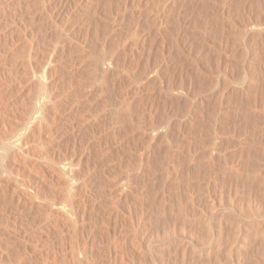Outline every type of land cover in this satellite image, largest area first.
<instances>
[{
    "label": "rangeland",
    "instance_id": "1",
    "mask_svg": "<svg viewBox=\"0 0 264 264\" xmlns=\"http://www.w3.org/2000/svg\"><path fill=\"white\" fill-rule=\"evenodd\" d=\"M38 74L59 105L16 171L61 204L45 157L63 154L97 203L81 230L0 186V264H71L79 246L94 264H264V0H0V132H22Z\"/></svg>",
    "mask_w": 264,
    "mask_h": 264
},
{
    "label": "bare ground",
    "instance_id": "2",
    "mask_svg": "<svg viewBox=\"0 0 264 264\" xmlns=\"http://www.w3.org/2000/svg\"><path fill=\"white\" fill-rule=\"evenodd\" d=\"M103 54V53H102ZM37 55V54H36ZM105 55L106 54H104V57H101L100 56V58L99 59H97V60H95V61H97L95 64H97V65H94L95 66V68H97L96 69V74L98 75L97 77L100 79H102V78H104L105 77V73H107L106 72V69H107V67L105 66V65H107L106 64V62L108 63V59H105ZM96 56V55H95ZM108 56V55H107ZM97 58V57H96ZM44 60V59H43ZM92 60V59H91ZM110 61V60H109ZM111 62V61H110ZM43 63V62H42ZM41 63V64H42ZM51 64V63H50ZM92 64H93V62H92ZM110 64V63H109ZM50 66V65H49ZM97 66V67H96ZM44 67H46V66H44ZM31 68V67H30ZM94 68V67H93ZM94 68V69H95ZM45 69V68H44ZM93 70V69H92ZM43 71V70H42ZM129 71V70H128ZM34 72V71H33ZM47 72V71H46ZM110 72V71H109ZM31 74V73H30ZM95 74V73H94ZM109 74V73H108ZM34 75V74H33ZM35 75H37V73L35 74ZM100 75V76H99ZM47 76V75H46ZM93 76V75H92ZM107 76V75H106ZM31 77V76H30ZM94 77V76H93ZM33 78H36V79H34V80H36L35 82H37L36 84H38V87H37V89L39 88V90H37L36 89V92L37 93H34V95H33V97H32V101H31V108H30V111H28L27 113H28V115H27V117H26V119L24 118V122L22 121L21 122V124L23 123V127L19 124V126L20 127H18V128H21L22 130V132L20 133V131H19V133L17 132V130H15L14 132L15 133H18V135L17 134H13V133H9V134H6V133H8V132H6V133H3V132H5V131H1L0 132V186L4 189H0L1 190V192H2V190H3V192L5 191V192H7V189L8 190H10V191H12L11 193H14V196L12 197V199L13 198H17V200H21V201H24V202H26V203H30V204H34V203H36V204H38L40 207L42 206V208H45V210L48 212V214H49V216L51 217L52 216V221H53V223L55 224V220H58V221H62V222H60V223H64V222H69V223H71L73 226H74V228L75 227H77V223H78V220L80 219L79 218V215H80V207H85L86 206V200L88 199V200H90L91 198L90 197H92V193H91V191H92V189H91V191L89 190L90 188H92V187H88L89 185L87 184V181H88V179H87V177H89V175H84L85 173H87V172H82L83 171V169H82V171L80 170L81 168H79V166L78 165H76L77 163H76V161L72 164V163H69V164H67L66 162H68V161H65V160H63V159H65V158H63L62 159V161H65V163H62V161H61V158L60 157H63L64 155L62 154V156L61 155H59L58 157L60 158H58L57 157V152H56V156H52V155H49V156H47V157H45V156H43V158L45 157L46 159H47V166L46 167H48V171H45V173L46 172H48V173H51L50 174V176L53 178V180L51 181V182H54V184L53 183H51V182H49V183H51V184H53V188L55 189H53L52 188V186H51V189L50 190H54V191H56L55 193H62V195H64L63 197L62 196H60L59 197V200H62V201H60L61 202V204H59L58 202V198H56L52 193H51V195H48L47 194V196H45V195H43L42 194V192L44 191H40L41 189H43L42 187H41V189L39 190V189H37V187H40L41 186V184H43L41 181V184H40V182L38 181V183L40 184V186L38 185L36 188L34 187V188H32L31 186H32V184L30 185L29 184V182L30 181H28V179H27V177H23V176H20V175H18V173H17V171H16V168H15V166H16V164L15 163H17L18 161H22V163H25V162H23V161H25V160H28L29 158H32L33 156H35L34 155V153L35 152H33L34 151V149H33V151H32V149H31V146H30V149L28 148L29 146H28V144L30 143V140L32 141L33 140V138H34V136L35 137H37L38 136V134H39V136H38V138L37 139H35L34 138V140H40V141H43L44 140V142H45V140H46V138H45V136L44 135H40V133H39V131L41 132V130H43L44 129V123L47 121L48 122V120H49V115H50V109H53V108H55V106H53L57 101L55 100L56 98L58 99V97L56 96L57 94H55V92L53 93V87H51V84H50V82L51 81H48V79H46V77H45V75L43 74V75H40V74H38V76H36V77H33ZM30 79V78H29ZM28 79V80H29ZM96 80H97V78H95ZM94 79V80H95ZM49 80H51V79H49ZM103 80H105V79H103ZM33 81V80H32ZM101 81V80H100ZM107 81V80H106ZM106 81H105V83H106ZM35 82L33 81V85H35ZM94 82V81H93ZM92 82V83H93ZM98 82H99V80H98ZM31 83V82H30ZM104 83V84H105ZM95 84H97V81H96V83ZM101 84V83H100ZM108 84V83H107ZM97 85H99V84H97ZM37 86V85H36ZM36 86H35V88H36ZM92 86V85H91ZM104 86V85H103ZM92 88V87H91ZM34 90V89H33ZM33 90H32V92H33ZM56 90V89H55ZM30 91V90H29ZM33 94V93H32ZM54 94H55V98H54ZM32 96V95H31ZM59 96V95H58ZM61 99V98H60ZM31 100V99H30ZM96 100V99H95ZM59 103V102H58ZM58 103H56V104H58ZM104 104V103H103ZM112 104V103H111ZM59 105V104H58ZM115 105V104H114ZM122 105V104H121ZM30 106V105H29ZM51 106H53V108L51 107ZM51 107V108H50ZM110 108V107H109ZM28 109V108H27ZM56 109V108H55ZM58 109H59V106H58ZM20 110V109H19ZM18 110V111H19ZM57 110V109H56ZM60 110V109H59ZM21 111V110H20ZM24 112V111H23ZM23 112H22V114H23ZM86 112V111H85ZM113 112V111H112ZM26 113V114H27ZM116 113V112H115ZM118 113V112H117ZM52 114V113H51ZM19 115V114H18ZM53 115V114H52ZM55 115V114H54ZM98 115V114H97ZM111 115V114H110ZM113 115V114H112ZM20 116V115H19ZM88 116V115H87ZM22 117V116H21ZM21 117H20V119H21ZM53 117V116H52ZM51 118V117H50ZM85 118V117H84ZM87 118V117H86ZM89 118H90V116H89ZM93 118V117H92ZM113 118V117H112ZM19 119V120H20ZM123 119V118H122ZM22 120V119H21ZM76 120V119H75ZM118 120V119H117ZM87 121V120H86ZM85 121V122H86ZM20 122V121H19ZM53 122V121H52ZM84 122V123H85ZM120 123V122H119ZM46 124V123H45ZM51 124V123H50ZM86 125V124H85ZM17 126V125H16ZM44 126V127H43ZM43 127V128H42ZM48 127V126H47ZM3 128H4V126H3ZM50 128V127H49ZM5 129V128H4ZM52 129V128H51ZM7 130V129H6ZM20 130V129H19ZM11 131V130H10ZM88 131V130H87ZM37 132H38V134H37ZM43 132V131H42ZM45 132V131H44ZM48 132H50V131H48ZM47 133V132H46ZM46 135V134H45ZM159 135V134H158ZM44 136V138H42V139H40V137H43ZM52 136V135H51ZM49 138V137H48ZM154 138V137H153ZM152 138V139H153ZM155 139V138H154ZM38 140V141H39ZM48 141H49V139H47ZM51 141H53L52 139H51ZM33 142V141H32ZM31 142V143H32ZM35 142V144L37 143L36 141H34ZM33 142V143H34ZM42 143V142H41ZM35 144L33 145L34 147H36L35 146ZM38 144V143H37ZM36 144V145H37ZM39 145H41V147H43V146H45L44 148H41L40 146V148L41 149H45V152H46V154H47V151H46V145L45 144H40V142H39ZM38 146V145H37ZM39 147H38V149H39ZM48 147H49V145H48ZM89 148V147H88ZM50 150V149H49ZM35 151H37V148H36V150ZM40 151V150H39ZM39 151H37V154H38V152ZM43 151V150H42ZM52 151H54V150H52ZM45 152H44V154H45ZM50 151H48V153H49ZM59 152V151H58ZM40 154H41V156L40 157H42V155H44L43 153H41V152H39ZM51 153V152H50ZM55 153V152H54ZM36 154V153H35ZM48 155V154H47ZM40 157H38V158H40ZM37 160H38V158H37V156L35 157ZM44 158V159H45ZM79 158H80V156H79ZM41 159V158H40ZM39 159V160H40ZM32 160V159H31ZM31 160H29V161H31ZM37 160H35L36 162H37ZM38 160V161H39ZM29 161H28V163H29ZM45 161V160H44ZM72 161V160H71ZM70 161V162H71ZM40 162V161H39ZM38 162V163H39ZM19 163V162H18ZM17 163V164H18ZM38 163H36V165L38 164ZM76 163V164H75ZM81 163V162H80ZM141 163V162H140ZM20 164V163H19ZM26 164H27V162H26ZM40 164V163H39ZM75 164V165H74ZM25 165V164H24ZM27 165H29V164H27ZM26 165V166H27ZM36 165H34V166H36ZM45 162H44V169L43 170H46L45 169ZM20 166V165H19ZM19 166L17 165V167L19 168ZM38 166H41V165H38ZM88 166V165H87ZM25 167V166H24ZM31 167H33V165L31 166V164H30V168ZM43 167V166H42ZM42 167H41V169H42ZM17 168V169H18ZM27 168H29V166L27 167ZM26 168V169H27ZM85 168V167H84ZM89 168V167H88ZM34 169V168H33ZM33 169H31V170H33ZM36 169V168H35ZM90 169V168H89ZM22 171L24 170V169H21ZM40 170V169H39ZM38 170V172H40ZM87 170V169H86ZM128 170V169H127ZM34 171V170H33ZM42 171V170H41ZM84 171H85V169H84ZM94 171V170H93ZM19 172V171H18ZM21 172V171H20ZM35 172V171H34ZM143 172V171H142ZM41 173H43V172H40V174ZM90 173V171L87 173V174H89ZM93 173V172H92ZM129 173V172H128ZM28 174H30V173H28ZM44 174V173H43ZM96 174H97V172H96ZM126 174V173H125ZM23 175H24V173H23ZM45 175H48L47 173L45 174ZM100 175V174H99ZM121 175V174H120ZM24 176H26V175H24ZM32 176V175H31ZM30 176V177H31ZM40 176V175H39ZM87 176V177H86ZM92 176H94V175H92ZM92 176H90L89 178H90V180H91V177ZM98 176V175H97ZM123 176V175H122ZM128 176V175H127ZM34 177H35V175H34ZM42 177V176H41ZM49 177V176H48ZM47 177V178H48ZM50 177V179H52ZM113 177V176H112ZM117 177V176H116ZM116 177H115V179H116ZM43 178H45L44 176H43ZM102 178V177H101ZM118 178V177H117ZM130 178V177H129ZM27 179V180H26ZM31 179H33V177L31 178ZM30 179V180H31ZM38 180H40V178H37ZM37 179H36V181H34L35 183L37 182ZM97 180L99 179V178H96ZM113 178H111L110 180H112ZM115 179H114V181H115ZM128 179V178H127ZM33 180H35V179H33ZM32 180V181H33ZM42 180V179H41ZM44 180V179H43ZM45 180H46V178H45ZM49 180V179H48ZM109 180V179H108ZM107 180V181H108ZM121 180H123V179H121ZM124 180H125V178H124ZM123 180V182L122 183H120V181L118 182L119 184V189H120V191H122V192H127V190H128V187H129V185H128V182H129V184H130V181L131 180H128V182H127V180L126 181H124ZM11 181H12V183H11ZM14 181V182H13ZM92 181V180H91ZM96 181V180H95ZM102 181V180H101ZM118 181V179L116 180V182ZM33 182V184H35ZM46 182V181H45ZM88 182H90V181H88ZM46 183H48V182H46ZM98 183V182H97ZM100 183V182H99ZM110 183V182H109ZM90 185H91V183H89ZM94 184V183H93ZM92 184V185H93ZM112 184H113V182H112ZM111 183H110V186L112 185ZM36 185H37V183H36ZM35 185V186H36ZM98 185V184H97ZM96 185V186H97ZM108 185V184H107ZM130 185H132V184H130ZM49 186V185H48ZM106 186V185H105ZM104 186V187H105ZM115 186L116 185H114L113 184V186H111V187H113V188H111V189H114L115 188ZM116 186V187H117ZM45 188L47 187V186H44ZM103 187V188H104ZM117 187V188H118ZM44 188V189H45ZM89 188V189H88ZM94 188V187H93ZM102 188V189H103ZM108 188V187H107ZM110 188V187H109ZM130 188V187H129ZM110 189V190H111ZM131 189V188H130ZM132 190V189H131ZM46 191V190H45ZM48 191V190H47ZM97 191V190H96ZM99 191V190H98ZM112 191V190H111ZM0 192V193H1ZM93 192V191H92ZM95 192V191H94ZM102 192V191H101ZM110 192V191H109ZM129 192H130V190H129ZM132 192V191H131ZM96 193V192H95ZM111 193V192H110ZM6 194V193H5ZM10 194V193H9ZM16 194V195H15ZM49 194H50V191H49ZM103 194V193H102ZM128 193H125V194H123L124 196L125 195H127ZM59 195V194H58ZM113 195H116V193L114 194L113 193ZM8 196V195H7ZM7 196H4V197H7ZM10 196V195H9ZM97 197H98V195H96ZM111 196V195H110ZM119 196H121L120 195V193H119ZM3 197V196H2ZM95 197V196H94ZM97 197H95L96 198V200H97ZM99 197H102V195H100ZM105 197V196H104ZM103 197V198H104ZM130 197V196H129ZM10 198H11V196H10ZM9 198V199H10ZM60 198H64V199H60ZM90 198V199H89ZM108 198V197H107ZM112 198H113V196H112ZM117 198V197H116ZM8 199V200H9ZM12 199H10L9 201H11ZM118 199H119V197H118ZM125 199V198H124ZM6 200V199H5ZM7 200V201H8ZM110 200H111V198H110ZM113 200V199H112ZM111 200V201H112ZM116 200V199H115ZM114 200V201H115ZM13 201V200H12ZM11 201V202H12ZM91 201H93V200H90V204H91ZM95 201V200H94ZM93 201V203H95ZM98 201V200H97ZM108 202L107 203H109V200H107ZM6 202V201H5ZM17 202H19V201H17ZM16 202V203H17ZM21 203V204H24L25 205V207H27L28 208V205L26 206V203ZM127 202H128V199H127ZM8 203V202H7ZM28 203V204H29ZM89 203V202H88ZM87 203V204H88ZM97 203V202H96ZM102 203V202H101ZM105 203V202H104ZM19 204V203H18ZM29 204V206H31ZM98 204H99V202H98ZM106 204V203H105ZM114 204V203H113ZM8 205V204H7ZM37 205V206H38ZM95 205V204H94ZM116 205V204H115ZM119 205V204H118ZM6 206V205H5ZM17 206V205H16ZM34 206V205H33ZM90 206V205H89ZM88 205H87V208L86 209H88V207H89ZM92 206H93V204H92ZM92 206H90V207H92ZM101 206V205H100ZM39 207V208H40ZM103 207V206H102ZM110 207V206H109ZM112 207V206H111ZM117 207V206H116ZM118 207H120V206H118ZM7 208V207H6ZM23 208V207H22ZM29 208H32V207H29ZM35 208V207H34ZM34 208H32V209H34ZM38 208V207H37ZM37 208H36V210H37ZM41 208V209H42ZM94 208V207H93ZM100 208V207H99ZM115 208V207H114ZM41 209H38V210H41ZM85 208H83V209H81V211L82 210H84ZM104 209V208H103ZM111 209V208H110ZM120 209V208H119ZM118 209V210H119ZM27 210V209H26ZM101 210V209H100ZM105 210V209H104ZM32 211H34V210H32ZM42 211V210H41ZM96 211V210H95ZM29 212V211H28ZM43 212V211H42ZM46 212V213H47ZM93 212V211H92ZM109 212V211H108ZM113 212V211H112ZM119 212V211H118ZM45 213V212H44ZM85 214H83L82 216L84 217V215L86 216V213L87 212H84ZM120 213V212H119ZM32 214V213H31ZM41 214V213H40ZM82 214V213H81ZM90 214V213H89ZM92 214V213H91ZM90 214V215H91ZM100 214V213H99ZM102 214H104V213H102ZM109 214V213H108ZM111 214V213H110ZM44 215V214H43ZM81 216V217H82ZM108 216V215H107ZM54 217V218H53ZM82 217V218H83ZM114 217H116V216H114ZM114 217H113V219H114ZM86 218V217H85ZM106 218V217H105ZM111 218V217H110ZM44 219H45V217H44ZM53 219H55V220H53ZM87 219V218H86ZM86 219H82L83 221L84 220H86ZM48 220H49V218H48ZM108 220V219H107ZM55 221V222H54ZM57 221V222H58ZM80 221V220H79ZM83 221H80V222H83ZM104 221V220H103ZM86 222V221H85ZM84 222V223H85ZM49 223V222H48ZM57 224V223H56ZM65 224V223H64ZM64 224H60L59 225V223L57 224L58 225V227L60 226V227H66ZM83 224V223H82ZM88 224V223H87ZM108 224V223H107ZM56 225V226H57ZM63 225V226H62ZM67 225H69V224H67ZM70 226V225H69ZM85 226V225H84ZM49 227V226H48ZM71 227V226H70ZM78 227H79V225H78ZM80 227H83V226H81V224H80ZM79 227V228H80ZM137 227V226H136ZM50 228V227H49ZM67 228H69V227H67ZM85 228V227H84ZM89 228V227H88ZM95 228V227H94ZM54 229V228H53ZM70 230H71V228H69ZM69 229L67 230V232L69 231ZM81 229V228H80ZM134 229V228H133ZM46 230V229H45ZM55 230L56 231H58L57 230V228H55ZM61 230H62V228H61ZM81 230H83V229H81ZM58 232H60V231H58ZM62 233H63V230L61 231ZM64 232H65V229H64ZM71 232V231H70ZM75 232H76V230H75ZM77 232H78V230H77ZM81 232V231H80ZM84 232V231H83ZM139 232H140V230H139ZM139 232H137V234L139 233ZM69 233V232H68ZM72 233V232H71ZM70 233V234H71ZM95 233V232H94ZM66 234V233H65ZM73 234H74V232H73ZM77 234V233H76ZM76 234H74V235H76ZM136 235V234H135ZM77 236V235H76ZM134 236V235H133ZM139 236V235H138ZM137 236V237H138ZM145 236V235H144ZM67 237V236H66ZM89 237V236H88ZM142 236H140V238H141ZM139 238V237H138ZM62 239H64V238H62ZM67 239V238H66ZM74 239V238H73ZM78 239V238H77ZM76 239V240H77ZM87 239V238H86ZM89 239H91V241H92V238H89ZM93 239H95L94 237H93ZM157 240V239H156ZM156 240L155 241H153V239L152 240H149L148 241V243H147V245H146V247L147 248H150L152 245L154 246V244L156 243ZM78 241V240H77ZM90 241V242H91ZM94 241V240H93ZM92 241V242H93ZM123 241V240H122ZM135 241H136V239H135ZM134 241V242H135ZM140 241V244H139V251H142V254H143V250H141L142 248H145V243H143V241L144 240H142V238H141V240H139ZM65 242V241H64ZM76 242V241H75ZM79 242V241H78ZM115 242V241H114ZM133 242V241H132ZM145 242V241H144ZM158 242V241H157ZM79 244H80V242H79ZM94 244V243H93ZM92 244V245H93ZM136 244V243H135ZM144 244V245H143ZM74 245V244H73ZM87 245V244H86ZM92 245H91V247H92ZM78 246V245H77ZM84 246V245H83ZM89 246V245H88ZM110 246V245H109ZM116 246V245H115ZM152 246V247H153ZM76 247V246H75ZM74 247V248H75ZM80 247V246H79ZM79 247L78 248H76V249H74L73 251H74V257H73V259L74 260H72L71 258V260L73 261H71V264H92V253L90 254V252H89V250H86V248H85V250L86 251H83V250H80L79 249ZM81 248V247H80ZM83 248V247H82ZM65 249V248H64ZM72 249H73V246H72ZM88 249V248H87ZM146 249V248H145ZM106 250V249H105ZM157 250V249H156ZM73 251H72V253H73ZM90 251L91 252H93L91 249H90ZM108 251V250H107ZM106 251V252H107ZM138 251V252H139ZM147 251H148V249H147ZM153 251V250H152ZM155 251V250H154ZM81 252H84V254L82 253V255H83V257H81L82 259H79L78 257H77V254L78 253H81ZM70 253V252H69ZM108 253V252H107ZM93 254H95V252L93 253ZM146 254V253H145ZM107 255V254H106ZM121 255V254H120ZM65 256V255H64ZM63 256V257H64ZM78 256H81L80 254L78 255ZM125 256V255H124ZM146 256V255H145ZM144 256V257H145ZM149 256V255H148ZM155 256V255H154ZM97 257V256H96ZM114 257V256H113ZM143 257V258H144ZM156 257V256H155ZM61 258V257H60ZM65 258H67V257H64V259H61V260H63V262H64V260H66ZM118 259V258H117ZM150 259V258H149ZM148 259V260H149ZM68 260V259H67ZM66 260V261H67ZM93 260H94V258H93ZM96 260V259H95ZM143 260V259H142ZM145 260H146V257H145ZM70 261V260H69ZM147 261V260H146ZM156 261H158V260H156ZM161 261V260H160ZM159 261V262H160ZM59 262V261H58ZM119 262V261H118ZM97 263V262H96ZM107 263V262H106ZM117 263V262H116ZM151 264L153 263V261H151L150 262ZM149 263V264H150ZM158 263V262H157ZM162 263V262H161ZM66 264V263H65ZM69 264V263H68ZM93 264H94V262H93ZM108 264V263H107ZM121 264V263H120ZM147 264V263H146Z\"/></svg>",
    "mask_w": 264,
    "mask_h": 264
}]
</instances>
